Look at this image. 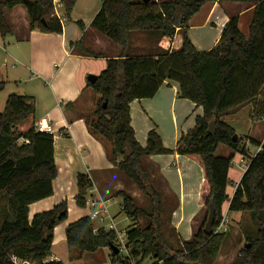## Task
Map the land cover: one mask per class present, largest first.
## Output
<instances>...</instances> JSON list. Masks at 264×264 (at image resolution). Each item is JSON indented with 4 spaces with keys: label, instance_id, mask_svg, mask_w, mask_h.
I'll use <instances>...</instances> for the list:
<instances>
[{
    "label": "trees",
    "instance_id": "16d2710c",
    "mask_svg": "<svg viewBox=\"0 0 264 264\" xmlns=\"http://www.w3.org/2000/svg\"><path fill=\"white\" fill-rule=\"evenodd\" d=\"M29 1L0 0V37L12 34L7 14L18 6L26 10L30 30L63 33L54 0ZM77 1H61L67 18L71 17ZM101 1L102 7L91 28L117 45L121 53L118 58L107 59L101 53L85 49L83 38L71 44L83 56L107 59V68L96 83L87 84L97 101L95 119L86 120V123L92 134L112 144L108 159L136 183L150 206L145 209L126 192L118 193L122 211L132 224V229L126 233V259L119 258L121 248L116 245L118 235L114 230L97 229L90 217L68 225L69 262L82 261L86 254L108 248L112 264L147 261L150 264H217L230 231L207 236L203 229L211 205L216 210L217 222L222 219L223 207L229 202L228 215L249 213L252 223L246 231L244 248L232 264H264V146L254 157L248 158L250 164L230 199L227 188L231 185L228 175L233 159L237 153L248 157V150L239 136L235 141L236 130L223 120L232 111L256 103L262 97L264 0H243L254 5L248 35L240 29V18L235 17L225 26L219 43L208 52H199L194 47L188 35L189 23L205 4L216 0ZM77 24L85 30L82 22ZM132 33L153 34L161 41L173 40L179 33L182 46L177 52L166 49L151 56H134L129 52ZM166 81L178 83L179 97L202 107L203 116L196 118L195 127L181 136L174 150L165 147L156 130L149 132L147 145L143 147L131 126L130 105L135 100L152 99ZM3 90L4 84L0 83V93ZM35 108L33 97L10 95L4 112L0 113V203L7 201L0 227V264H13L12 256L31 264H62L47 260L51 256L55 228L68 219V202L63 201L52 210L29 219L30 205L51 197L58 177L55 137L39 133L35 126L26 132L19 130L27 120L34 118ZM213 120L216 121L214 136L208 134ZM221 146L228 148V156L216 155ZM173 154L200 166L199 205L206 211L202 227L191 241L184 242L170 227L172 213H169L167 230L170 236L177 237L181 246L178 249L167 241L164 198L156 190L143 162L147 157ZM77 188L76 204L86 208L92 188L90 178L78 174ZM142 219L144 226L140 223ZM216 226L215 223L214 229ZM111 246L117 247L119 254H115Z\"/></svg>",
    "mask_w": 264,
    "mask_h": 264
},
{
    "label": "crops",
    "instance_id": "0c3cea01",
    "mask_svg": "<svg viewBox=\"0 0 264 264\" xmlns=\"http://www.w3.org/2000/svg\"><path fill=\"white\" fill-rule=\"evenodd\" d=\"M61 1L54 0V4L56 14L63 22L65 12H60V7H57ZM98 10L94 12L93 20ZM202 11L205 16L203 24H191L195 15L189 23L188 35L197 51L208 52L219 43L222 32L231 19L239 17L241 22L249 15L252 19L254 5L243 0H216L205 4L199 13ZM8 17L13 28L10 35V60L27 70L28 82L41 79L46 87L43 88L44 95L40 96L39 100L40 117L37 120L36 117L33 118L32 122L35 126L41 122L50 123L56 131L54 148L58 177L53 184L54 193L29 207L31 221L37 214L50 211L63 201L70 205L68 219L54 230V247L57 243L66 242L68 225L83 217H90L92 213L88 206L79 208L76 201V209L74 208L73 197L78 193V174L90 178L92 188L88 201L101 200L108 208L112 200L120 198L119 192H126L137 200V188L110 162L108 148H105L98 136L92 134L80 110L86 97L91 96L93 91L87 87L90 74L100 76L107 68V59L118 58L121 49L98 32L90 30L82 20L78 21V18L74 21L82 22L85 30H68L63 22L62 34H44L38 30H30L26 10L21 6L10 11ZM194 28L202 30H193ZM82 38L85 49L101 53L107 59L83 56L72 47V43H77ZM163 43L170 52H177L182 46V36L178 33L173 40H163ZM21 80L19 79L20 84ZM47 92L51 93L52 97ZM179 94V84L166 81L152 99L135 100L131 103V126L137 141L143 147L147 145L149 132L156 130L165 147L174 150L181 136L195 127L196 118L203 116L202 107L180 98ZM32 95L29 94V97ZM37 103L36 101V105ZM242 109L224 116V122L228 124V119ZM143 162L151 174L156 190L163 196L172 213L170 227L175 229L180 241H191L203 225V220L198 222L204 211L199 205L202 185L200 166L178 154L147 157ZM171 166L176 167V170H171ZM232 173L238 172L233 168L229 171L231 185L227 188V195L230 199L243 177L238 173L237 179H233ZM132 191H135L134 194ZM224 206L223 210L225 208L224 211H228L229 202ZM191 207L195 209V213L188 217L187 211ZM197 211L200 216L195 215ZM108 215L110 217L109 210ZM110 255L111 251L104 248L96 254H86L82 261L69 264H112ZM53 261L60 262L51 253L47 262Z\"/></svg>",
    "mask_w": 264,
    "mask_h": 264
},
{
    "label": "rangeland",
    "instance_id": "374dc122",
    "mask_svg": "<svg viewBox=\"0 0 264 264\" xmlns=\"http://www.w3.org/2000/svg\"><path fill=\"white\" fill-rule=\"evenodd\" d=\"M3 1H9V0H3ZM101 5H102L101 0H78L71 13V17L67 18L66 15L63 17V22L66 25V28L68 30H81V28L77 24V21H74V19L78 18V21L82 20L83 23L90 28V30H93L91 28V23L93 21V14L95 11L101 8ZM57 7L58 8L60 7L59 8L60 12L64 11L62 2L59 3ZM9 12L7 14V17L9 15ZM9 19L10 17H8V21L10 22ZM204 19H205L204 12L202 11L192 19L191 24L193 26H201L203 24ZM250 21H251V16L249 15V16H245L243 20L240 22V29L246 35H248V28H249L248 25ZM193 30H202V29L194 28ZM44 34H48V33H44ZM152 35L153 34L132 33L130 36L129 52L134 56H151L161 51L162 52L165 51L167 46L164 45L163 40L161 41L158 38H156L155 35L153 36ZM109 43L111 44V42ZM19 79H22L21 84L19 83ZM28 81H29V74L27 70L24 69L22 66H20V64L13 63L10 60V36L6 38L0 37V83L4 84V90L0 93V113L4 112L7 99L10 95L29 96V94L32 95L31 93H34V95H32V97L35 99V107H36L34 118L36 117L37 120L40 117L39 112L41 110V104L39 106V100H40V96L44 95L45 90H43V88L46 87L44 86V83L41 79H37L34 82H28ZM91 92H92L91 96L86 97V100L83 103L82 107L79 105V107H81L80 109L81 116H84L88 122H92L95 119L94 112L96 109V101H97L96 95L94 94L93 91ZM47 93L50 97H52L51 93L49 92ZM36 101L38 102L37 105H36ZM241 109L242 110H240L238 114L232 115V118L228 119V124L236 130L237 135L240 137V140L246 145L248 150V157H246V159H248L250 158V156L252 157L257 152L259 145H262V147L264 146V114H263L264 88L262 89V97L254 105L253 104L244 105L243 107H241ZM237 110L239 109H236L235 111ZM32 119L33 118L27 120L21 127H19V130L21 132H26L27 130L35 126V124L32 122ZM101 140L105 144V148H108V151L109 150L111 151L112 144L104 139ZM252 140L256 141L259 145H257ZM19 144H22L21 140L19 141ZM250 147L251 149H249ZM216 155L221 157L228 156L229 155L228 148L225 146H221L218 149ZM239 157L241 159L243 156L240 153H237V155L233 159L232 168L236 172H238L239 175L240 174L244 175L245 167L244 168L241 167ZM121 159L122 158H120V160ZM111 165L113 166V164ZM114 166L116 167V165ZM170 168L171 170H176V167L171 166ZM173 172L176 173V171ZM238 173H232V178L237 179L236 177ZM128 180H130V182L137 188L138 193L136 192V197L138 204L145 209H149L150 206L149 200L146 197H144V195L140 192L136 183H134L129 178ZM134 192L135 191H132L133 194ZM74 199L75 197H73V202L75 201ZM163 204H164V220L166 221V227L164 228V231L166 233L165 235L169 244L172 247L178 249L181 246H179L180 243L177 237L174 235L170 236V231L167 230L170 211L168 209V206L166 205L165 200H163ZM6 207H7V201H3L0 203V227L4 221L3 211L6 209ZM121 207H122V200L120 198L117 199L115 198L110 202V204H108L110 217L108 214L107 217L105 215L103 216L106 217L104 228L109 230V228L112 226V220H113L115 232L118 235V240L116 242V245H119L121 248V253L119 258L126 259L128 257V254L125 250V245L127 244L126 233L132 229L131 227L132 224L127 214L124 211H122ZM69 208L70 205L68 204V212H69ZM74 208L76 209L75 202H74ZM194 210L195 209L192 207L189 208L187 211V216L189 217L190 214L195 213L193 212ZM224 210L226 209L224 208ZM226 212L227 211H224V213ZM195 215L200 216V212L197 211ZM205 215H206V211L204 210L202 217L200 218V220H198L199 223H201L202 220H204ZM250 217L251 215L249 213H245V214L231 213V215H228L229 227H230L229 237L226 244L221 250L217 264H232L239 256L240 251L244 248L246 235H247L246 231H249V229L252 226ZM140 221H141L140 222L141 225L144 226L145 221L143 219ZM94 223L97 227L100 226L98 222H94ZM51 253H53V255L56 256L62 264L70 263L68 260L67 242L57 243L52 248ZM111 261L112 259L110 256V262ZM143 264H150V261L144 262Z\"/></svg>",
    "mask_w": 264,
    "mask_h": 264
},
{
    "label": "built area",
    "instance_id": "2783aa9c",
    "mask_svg": "<svg viewBox=\"0 0 264 264\" xmlns=\"http://www.w3.org/2000/svg\"><path fill=\"white\" fill-rule=\"evenodd\" d=\"M36 129L39 133H44L47 135H52V136H56V131L54 129V127L50 124V123H39L36 126ZM262 150V146H260L257 149V152L252 156L254 157L257 153H259ZM241 167H245L244 171L247 170L249 164H250V159H246L244 157H242L241 161H240ZM87 206L89 208L92 209V213L90 215V218L93 222H98V224L100 226L97 227V229L99 228H104L105 226V220L108 214V208L105 204V202L101 201V200H91V201H87ZM106 217H103V216ZM217 226L216 229H214V233H227L230 229L229 227V218H228V211L226 213H223L222 219L220 221L216 222ZM109 230H114L115 231V227H114V223L112 220V226L109 228ZM13 264H31L29 262H24L20 259H18L16 256H12L11 258Z\"/></svg>",
    "mask_w": 264,
    "mask_h": 264
},
{
    "label": "water",
    "instance_id": "95a60500",
    "mask_svg": "<svg viewBox=\"0 0 264 264\" xmlns=\"http://www.w3.org/2000/svg\"><path fill=\"white\" fill-rule=\"evenodd\" d=\"M27 3H30L29 0H25ZM144 3H150L152 2L153 0H143ZM97 78L98 76H94V75H90L88 77V82L92 85H94L97 81ZM106 108V106H105ZM208 134L209 135H212L214 136L216 134V121L213 120L211 123H210V127L208 129ZM237 137L238 135H235L234 139L235 141L237 140ZM216 223V210L214 208V205H211L210 207V212H209V215L207 217V221H206V224L204 226V229H203V232L204 234H206L207 236H212L214 235V225ZM249 248V246H248ZM111 249L113 250V252H115V254H119V249L115 246H111Z\"/></svg>",
    "mask_w": 264,
    "mask_h": 264
}]
</instances>
